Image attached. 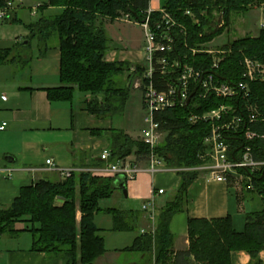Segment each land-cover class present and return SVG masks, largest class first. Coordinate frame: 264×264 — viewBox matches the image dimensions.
Returning a JSON list of instances; mask_svg holds the SVG:
<instances>
[{
  "label": "trees",
  "instance_id": "trees-1",
  "mask_svg": "<svg viewBox=\"0 0 264 264\" xmlns=\"http://www.w3.org/2000/svg\"><path fill=\"white\" fill-rule=\"evenodd\" d=\"M7 1L10 0H0V7ZM150 1L41 0L36 7L38 19L26 25L27 45L32 39H37L40 56L53 45L59 49V85L45 89L49 101L71 102L78 92L84 95L89 114L109 119L121 114L135 73L129 72L131 64L126 60L105 59L113 46L101 20L113 21L127 15L130 20L142 21ZM254 5H264V0H163L161 7L187 26L188 42L195 45L211 42L229 26L232 15L246 14ZM47 8H58L59 12L46 16L43 13ZM186 9L198 16L200 26L191 24L183 15ZM219 11L225 24L218 28L209 20L216 19L213 14ZM150 15L153 27L160 13L153 11ZM221 48L226 53L215 74L222 81L235 83L242 79L244 68L241 60L244 56L264 65V26L257 35L235 38ZM14 49H1L0 63L6 61ZM211 61V55L204 53L194 59V63L203 68L209 67ZM124 73H127L125 79ZM248 99L256 104L260 116H264V73L262 79L249 82ZM242 103L239 99L210 95L207 99L196 100L195 105L175 106L156 113L155 118L164 133L156 151L165 166L176 169L179 181L173 195L159 210L154 235L140 232L122 251L143 255L146 261L154 260L155 264H231V253L243 251L249 256L250 264H261L259 252L264 250V166L255 174L241 170L251 175L253 184V189L245 191L258 195L261 204L246 212L242 231L234 228L230 215L212 219L188 218V248L178 251L173 259L171 257L173 235L170 221L174 214L186 209L188 189L200 175V171L191 168L201 164L198 153L204 149L203 140L211 125L202 120L192 123L188 115L190 112L204 113L220 104H232L238 113L243 114L239 108ZM246 128L262 131L264 125L261 122L251 124L246 120L240 131L228 133L226 139L231 158L237 156ZM110 130L109 161L125 159L131 154L145 161L147 146L143 141L121 129L112 127ZM253 145L256 158L264 159V142L255 139ZM230 180L228 178L231 185ZM114 181L112 176L87 170H72L69 176L57 180L40 178L33 185L22 187L11 204L0 208V233L29 231L32 250L59 257L64 264H94L106 252L104 238L94 223L96 212L112 215L113 230L135 229L137 213L132 210L98 207V200L109 197L114 191ZM57 200L62 203L57 204ZM77 212L80 213L78 220ZM16 223L23 227L15 228Z\"/></svg>",
  "mask_w": 264,
  "mask_h": 264
},
{
  "label": "crops",
  "instance_id": "crops-1",
  "mask_svg": "<svg viewBox=\"0 0 264 264\" xmlns=\"http://www.w3.org/2000/svg\"><path fill=\"white\" fill-rule=\"evenodd\" d=\"M160 3L161 0H151L149 7L159 9ZM110 39L113 47L106 58L113 60L114 52L119 50L115 49ZM14 41L0 50L17 48L20 40ZM27 42H23L24 50L22 48L19 53L13 51L6 61L0 63V125L6 123L5 128L0 130V208L11 204L22 187L33 185L40 178L61 179L55 167L75 171H93L102 167L104 162L99 155L104 150H110L112 122L109 118L89 114L82 93L76 92L71 102H53L47 98L45 89L59 85L58 47L53 45L40 56L38 47L35 51L27 52ZM1 95H5L6 99L3 100ZM47 159H51L54 166L46 164ZM125 159L146 166L145 161L135 154ZM112 177L115 180L114 192L122 193L121 184L127 192L123 196L128 200V205L119 206L118 209L137 213L134 238L141 229L147 230L152 224L148 212L141 209V204L151 198L154 188L164 190L154 197L158 209L156 225L159 209L173 195L179 181L176 170L168 166L154 176L140 172L132 181H126L121 175ZM56 203L60 205L62 201L57 200ZM251 208L245 195L240 197L232 184L200 173L188 189L185 211L174 214L170 221L172 259L178 251L188 248V218L212 219L230 215L234 228L242 231L245 214ZM79 216L77 212V220ZM141 225L144 228H139ZM22 227L21 223L15 224L17 229ZM114 231L116 233L111 237L117 242L114 240L115 244H109L108 238L104 240L106 252L94 264H153V261H146L143 255L122 251L130 243L129 240L127 244L119 243L122 233L132 230ZM102 232L103 229H100L103 236ZM31 247L29 231L0 233V264H64L61 258L48 256ZM259 258L264 264V250L259 252ZM231 264H250L249 256L243 251H234L231 253Z\"/></svg>",
  "mask_w": 264,
  "mask_h": 264
},
{
  "label": "built area",
  "instance_id": "built-area-1",
  "mask_svg": "<svg viewBox=\"0 0 264 264\" xmlns=\"http://www.w3.org/2000/svg\"><path fill=\"white\" fill-rule=\"evenodd\" d=\"M36 7L33 13H36ZM12 10L11 1L1 6L0 21H7ZM153 11H158L160 16L151 27L150 13ZM216 14L218 23L210 24L217 25L219 28L225 24V20L221 11ZM183 15L189 18L191 24L200 26L201 21L192 10L186 9ZM121 20L133 22L143 29V45L140 50L116 51L113 58L117 56L118 59L127 60L131 64L129 72L135 73L132 86L141 90L143 107L148 111L144 119L147 126L141 131L140 136V140L147 146L146 166L142 167L126 159L109 161L110 152L104 150L100 153L99 159L105 164L91 172L110 176L121 175L126 181H131L143 171L152 176L163 171L166 166L157 153L156 147L162 141L164 133L160 130L159 122L155 118L156 113L175 106L195 105L196 100L207 99L210 95H214L221 99L243 101L239 104V108L241 107L246 114L244 116V113H238L232 104H220L217 108L201 114L190 112L188 115L190 122L202 120L211 124L210 132L203 140L204 149L198 153L201 164L191 169L227 183L228 178L231 179L230 181L235 179L242 183L244 190L253 189L250 174L257 173L264 166V159H258L255 156L253 142L255 139H261L264 142V128L262 131L251 128L243 131V142L235 158L230 157V146L226 136L230 132L240 131L242 123L246 120L251 124L261 122L264 125V116H260L256 104L248 99L249 82L263 78L264 65L256 59L244 56L241 60L244 68L242 79L235 83H228L218 79L215 74L226 50L211 48L208 46L209 42L190 45L187 26L164 8L154 10L149 7L142 21L130 20L127 15ZM203 53L212 57L210 66L207 68L199 67L194 63L195 57ZM1 98L5 100L6 96L1 95ZM187 100L189 101L186 104ZM5 126L6 123H2L0 130H3ZM46 164L54 166L51 159H47ZM55 169L60 173L61 178L69 176L72 171V169L58 167ZM241 170L250 174H245ZM163 191V189L154 188L151 198L141 205V209L148 212L152 222L150 228L146 230L152 236L156 229L157 210L154 197L162 194ZM140 232L144 233L145 230L142 229ZM153 264H155L154 260Z\"/></svg>",
  "mask_w": 264,
  "mask_h": 264
},
{
  "label": "rangeland",
  "instance_id": "rangeland-1",
  "mask_svg": "<svg viewBox=\"0 0 264 264\" xmlns=\"http://www.w3.org/2000/svg\"><path fill=\"white\" fill-rule=\"evenodd\" d=\"M10 1L12 2L13 6V10L9 14L10 19L7 22L0 21V48L13 44V42H15V39L17 41L20 40L19 46L14 49L15 53H19L22 48L23 50L25 49V47H23L24 40L28 41V30L26 28V25L36 21L39 17L36 10V13L33 12L35 6H37L38 3L41 2V0ZM152 1L154 2L155 0ZM162 2L163 0H161L160 6H162ZM58 12V8H47L43 14L49 16ZM213 15L215 16V18H217L216 12H214ZM13 16H16V21L13 20ZM101 21L106 32L112 38V42L116 46L115 49L117 48L119 51L127 52L129 50H134L142 47L143 29L139 25H136L133 22H126L121 19H115L111 21L110 19L105 18ZM209 21L210 23L214 24L216 22V19H210ZM262 23L264 24V5H254L246 14L232 15L229 26L226 27L221 35L217 36L211 42H209L208 46L211 48H221L223 44L231 42L235 38L245 35H256L259 29L263 26ZM27 47L28 48L26 50L28 53L32 52V50L35 51L38 47L37 39H32L30 45ZM111 50L112 48L110 49V51ZM106 57L107 56L105 55V59H107ZM125 75H127V73H124L123 79H125ZM147 115L148 111L143 107L141 90L131 86L129 89V97L126 102L124 111L121 114L113 116L112 118H110V120L113 127L121 129L131 137L140 140L141 131L147 126V123L144 120ZM231 184L236 187L235 190L240 197L245 195V199L248 200L252 208H258L261 205L259 196L252 192L247 193L244 188H242V183L240 181L233 179L231 181ZM123 195V193L120 194V192L118 191H113L109 197L98 200V207L102 209H118L120 208L119 206H126L128 205V200L125 199ZM148 200L144 201L143 203H146ZM156 206L158 207L157 204ZM134 207H136V204H134ZM94 223L98 228L103 229L102 234L105 241L108 238L107 241L109 244H115L114 240L117 242V239L111 237L116 232L112 228L113 219L110 213L104 211L96 212L94 214ZM139 228H144V225H141V227ZM134 233V230L122 233L123 236L122 238H120L119 243L127 244V241L129 240L130 243L128 245H131L134 240Z\"/></svg>",
  "mask_w": 264,
  "mask_h": 264
},
{
  "label": "water",
  "instance_id": "water-1",
  "mask_svg": "<svg viewBox=\"0 0 264 264\" xmlns=\"http://www.w3.org/2000/svg\"><path fill=\"white\" fill-rule=\"evenodd\" d=\"M188 101H189V100H187L186 104L188 103ZM119 187H120V189L122 190V193L124 194V196H126V195H127V192H126V188H125V186H124L123 184H121Z\"/></svg>",
  "mask_w": 264,
  "mask_h": 264
}]
</instances>
